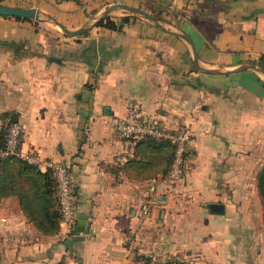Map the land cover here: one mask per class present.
Segmentation results:
<instances>
[{
    "label": "crops",
    "instance_id": "1",
    "mask_svg": "<svg viewBox=\"0 0 264 264\" xmlns=\"http://www.w3.org/2000/svg\"><path fill=\"white\" fill-rule=\"evenodd\" d=\"M143 1L2 0L46 18L0 15V130L15 119L24 151L69 167L84 231L45 235L17 197L0 199V264H264V76L201 72L191 44L171 32L187 34L207 68L258 63L264 0H158L167 30L122 9L109 15L120 31L96 25L68 36L47 20L77 29L114 4L156 16ZM132 104L170 129L190 127L177 182L163 176L162 156L141 178L119 168L116 122Z\"/></svg>",
    "mask_w": 264,
    "mask_h": 264
},
{
    "label": "trees",
    "instance_id": "2",
    "mask_svg": "<svg viewBox=\"0 0 264 264\" xmlns=\"http://www.w3.org/2000/svg\"><path fill=\"white\" fill-rule=\"evenodd\" d=\"M156 16L161 18V12L156 13ZM123 20L127 21L128 18L125 17ZM98 26L116 31L122 29L110 16L100 21ZM258 63L264 68V54L259 58ZM13 123H6L0 130V199L17 197L26 218L41 233L56 235L60 231L61 213L57 197V181L53 172L51 170L43 171L37 165L16 155L1 156V151L6 147L9 127ZM174 153V145L169 140L145 137L136 144L134 156L120 164L119 168L127 172L129 176L141 178L145 170L159 168L162 156L166 157V165L162 169L163 176L166 178L171 170ZM172 181L177 182L178 180ZM258 189L264 205V165L258 173ZM142 259L145 264H155L149 256H143ZM163 264L184 263L166 259Z\"/></svg>",
    "mask_w": 264,
    "mask_h": 264
},
{
    "label": "built area",
    "instance_id": "3",
    "mask_svg": "<svg viewBox=\"0 0 264 264\" xmlns=\"http://www.w3.org/2000/svg\"><path fill=\"white\" fill-rule=\"evenodd\" d=\"M116 132L124 144V150L118 158L119 164L125 163L135 154V146L139 140L145 137H153L159 140H169L175 148L174 160L171 170L166 177L170 180H180L186 173L188 163V147L191 142V129L184 124L177 129H170L162 124L156 116L143 115L138 104H132L125 117H121L116 122ZM24 127L19 123H13L6 136L5 150L1 151V156L16 155L39 167V169L51 170L57 181V197L60 205V231L59 236L65 238L72 234L77 226V206L73 191V183L69 167L53 161H44L33 151L22 149V139ZM153 202L148 201L142 206V213L148 217L151 212ZM2 222L7 223V218ZM157 256L156 253L151 255ZM167 259L176 260L184 264H193L192 260H185L181 257H168Z\"/></svg>",
    "mask_w": 264,
    "mask_h": 264
},
{
    "label": "water",
    "instance_id": "4",
    "mask_svg": "<svg viewBox=\"0 0 264 264\" xmlns=\"http://www.w3.org/2000/svg\"><path fill=\"white\" fill-rule=\"evenodd\" d=\"M115 9H122L125 11L130 12L132 15L140 16L144 19L149 20L150 22L156 24L158 27L162 28L163 30H167L164 23L160 18L153 15L152 13H149L141 8L127 5V4H114L107 8L104 12H102L99 16L94 18L90 23L77 28V29H70L66 27L62 22H60L58 19H56L53 16H47V20H50L54 22L64 34L68 36H77L85 31H87L90 27L96 26L99 24L100 21L104 20L106 17H108ZM0 15L2 16H12V17H20L23 19L28 20H36L41 21L43 18L41 17V11L36 7H30V8H23V7H16V6H10L7 4H3L0 2ZM175 33L176 35L186 39L192 46L193 50V56H194V64L197 68V70L208 73V74H227L229 72H240L245 71L249 69H253L255 71L260 72L264 76V68L260 66L257 62H247L244 64H241L240 66H237L236 68L226 70V69H213V68H207L206 66H203L198 57V53L196 51V48L191 40V38L182 32L177 31H171ZM13 122L15 123L16 120L13 119ZM81 224V223H80ZM84 231V228L82 226H77L73 231L72 234H79L80 232Z\"/></svg>",
    "mask_w": 264,
    "mask_h": 264
},
{
    "label": "rangeland",
    "instance_id": "5",
    "mask_svg": "<svg viewBox=\"0 0 264 264\" xmlns=\"http://www.w3.org/2000/svg\"><path fill=\"white\" fill-rule=\"evenodd\" d=\"M154 2L155 3H153V1L152 0H144L142 3L144 4V7L146 8V9H151L152 11H153V13H158V11H160L161 9V6H160V4L158 3V0H154ZM158 4H157V3ZM1 3H2V0H1ZM143 4H140V5H143ZM122 12H124L125 14H130V15H132L130 12H128V11H125V10H122ZM133 16V15H132ZM42 18H46L45 16H42ZM165 25V24H164ZM193 264H195V263H193Z\"/></svg>",
    "mask_w": 264,
    "mask_h": 264
}]
</instances>
